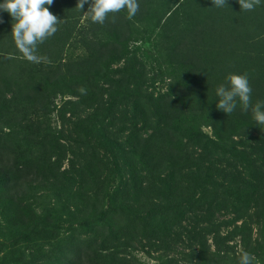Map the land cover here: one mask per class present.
<instances>
[{
  "label": "trees",
  "instance_id": "obj_1",
  "mask_svg": "<svg viewBox=\"0 0 264 264\" xmlns=\"http://www.w3.org/2000/svg\"><path fill=\"white\" fill-rule=\"evenodd\" d=\"M170 2L161 0L164 6L156 16L160 2L153 5L148 0H138L139 11L131 20L123 9L108 14L105 22L99 24L84 13L89 4L80 11L77 0H53L52 5L45 7L61 20L58 31L38 45L36 54L46 57L40 63L29 62L23 56L11 33L13 18L0 10V200L19 214V226L25 229L20 240L44 232L43 223L38 225L46 218L29 210L24 201L30 192L46 187L60 174L65 155V146L52 124L53 100L69 93L78 97L79 103L94 102L93 86L108 78L110 63L117 59L131 57L120 77L124 78L125 90H131L127 86L131 83L136 94L131 102V116L134 119L139 115L148 127L147 133L131 128L125 145L104 137L121 159L134 202L151 196L168 198L166 190L160 188V184H165L164 173L167 171L173 179L175 169L193 161V147L206 138L199 126L202 123L211 128L215 140L206 139L215 149H223L240 127L252 129L258 139L264 138V125L255 121L251 109L242 111L238 102L227 116L216 107L215 93L220 84L228 83L229 73H247L252 104L264 101V0L251 11L241 9L238 0H226L227 5L222 8L212 5L211 0ZM180 9L184 12L179 15ZM171 17L182 19L171 26ZM125 41L132 42L135 52L138 44H152L158 54V67L165 66L166 76L173 81L168 90L150 101L138 96L143 68L137 71L135 53ZM70 43L79 51L68 52ZM81 86L87 89L86 95L78 91ZM91 148L94 167L88 186L93 187L99 182L100 157ZM137 163L154 174L151 188L143 185ZM193 180L187 178V183L190 185ZM93 189L88 191L93 198L88 192H81L82 205L89 209L93 224L100 227L87 236L66 237L62 244L65 248L54 256L53 264H141L124 250L120 253L117 244L100 245L105 240H117L126 226L120 225L119 217L124 218V214L110 205L105 208L104 195ZM235 193L227 190L223 194L233 204L246 201ZM205 233L211 234L213 249L199 236L190 262L184 264H239L245 245L236 252L225 243L230 234L226 236L218 229H206ZM251 254L256 258L254 264L263 260ZM154 264L181 262L163 256Z\"/></svg>",
  "mask_w": 264,
  "mask_h": 264
},
{
  "label": "rangeland",
  "instance_id": "obj_2",
  "mask_svg": "<svg viewBox=\"0 0 264 264\" xmlns=\"http://www.w3.org/2000/svg\"><path fill=\"white\" fill-rule=\"evenodd\" d=\"M148 1L153 5L160 2L154 14L160 15L159 10L164 6L161 0ZM170 1L178 2L168 0L169 4ZM187 6L182 9L185 11ZM182 9L179 15L184 12ZM170 19L173 26L182 18ZM124 43L131 49L134 46L132 42ZM137 48L136 52L132 49L137 62L135 68L137 71L143 68L138 96L150 101L167 90L170 80L166 67H158L155 59L158 54L152 44H138ZM67 51L73 54L79 48L70 43ZM127 60L131 57L110 63L108 78L93 86L94 102L79 103L78 97L69 93L53 100L52 124L65 146L60 174L46 187L30 192L24 201L29 210L46 218L38 225L43 223L44 232L20 240L25 229L19 226V214L0 200V264H53L54 256L65 248L62 244L66 237L93 233L100 226L93 224L81 196L82 191L88 192L91 188L104 195L105 208L110 205L125 218L119 217L120 225L126 228L119 232L118 239L105 240L100 245L117 244L120 253L124 250L141 264H154L163 256H171L181 264L190 262L199 236L213 249L211 234H206V229L230 234V240L225 243L231 249L239 252L245 245V251L263 258L258 264H264V138L258 139L250 128H238L223 149H215L207 140H215L211 128L200 124L207 139L193 147V161L175 169L173 179L167 176V171L164 173L165 184H160V188L166 190L168 198L151 196L143 202H134L121 159L110 143L104 142L106 136L125 145V136L131 128L148 132L141 117L136 114L133 119L130 114L136 94L131 83L127 84L131 90H125L124 78L120 77L123 68L128 66ZM98 142L103 143L97 146ZM91 147L100 157L99 182L93 187L88 186L94 167ZM137 166L143 185L151 188L154 174L147 173L138 163ZM187 178L194 179L190 185ZM227 190L239 193L246 201L233 204L223 194ZM88 194L93 198L91 192ZM19 256L21 260L17 259Z\"/></svg>",
  "mask_w": 264,
  "mask_h": 264
},
{
  "label": "clouds",
  "instance_id": "obj_3",
  "mask_svg": "<svg viewBox=\"0 0 264 264\" xmlns=\"http://www.w3.org/2000/svg\"><path fill=\"white\" fill-rule=\"evenodd\" d=\"M212 5L222 8L227 5L226 0H211ZM53 0H3L0 2V10L6 11L13 18L12 36L17 48L23 56L33 63H40L46 57L37 55L38 45L53 36L57 31L58 19L49 11L45 5H52ZM240 8L245 11L254 10L260 5L261 0H238ZM85 4H89L88 10L84 13L90 14L92 22L103 24L108 14L119 13L127 10V18L132 19L139 11L138 0H77L76 7L81 11ZM227 84H220L216 90L218 97L216 107L224 113L231 114L237 103L242 111L251 109L253 118L259 125H264V101H256L252 104L250 86L247 73H229ZM173 81H169V84ZM168 90V89H167ZM78 91L86 95L87 89L84 86ZM255 256L247 251H242L239 264H254Z\"/></svg>",
  "mask_w": 264,
  "mask_h": 264
}]
</instances>
